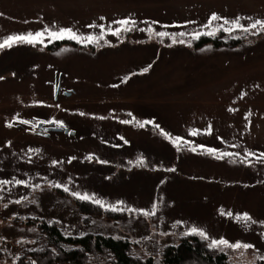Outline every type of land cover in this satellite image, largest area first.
Here are the masks:
<instances>
[{
    "label": "rangeland",
    "instance_id": "374dc122",
    "mask_svg": "<svg viewBox=\"0 0 264 264\" xmlns=\"http://www.w3.org/2000/svg\"><path fill=\"white\" fill-rule=\"evenodd\" d=\"M213 13L247 26L264 0H0V42L45 28L96 37L0 49V264L45 245L35 219L126 238L142 258L195 227L208 245H251L214 247L231 264L264 260V32L221 20L208 35ZM122 19L135 25L113 35ZM201 36L240 44L196 48ZM40 120L75 134L39 133ZM72 193L119 210L88 223Z\"/></svg>",
    "mask_w": 264,
    "mask_h": 264
},
{
    "label": "trees",
    "instance_id": "16d2710c",
    "mask_svg": "<svg viewBox=\"0 0 264 264\" xmlns=\"http://www.w3.org/2000/svg\"><path fill=\"white\" fill-rule=\"evenodd\" d=\"M66 43L68 41H57L56 45ZM238 44L240 42L233 38L224 40L221 36H201L195 41L196 48L211 45L218 49L224 45ZM75 200L80 214L86 216V222L93 215L104 213L92 201ZM107 214L116 216L111 211ZM33 223L45 237L46 243L26 250L18 264H231L224 252L210 248L206 240L197 234L181 237L177 244L166 246L160 255L156 253L152 257L142 258L134 254V244L126 238L97 233L66 235L54 222L35 219ZM256 264H264V260Z\"/></svg>",
    "mask_w": 264,
    "mask_h": 264
},
{
    "label": "snow or ice",
    "instance_id": "6c2138e0",
    "mask_svg": "<svg viewBox=\"0 0 264 264\" xmlns=\"http://www.w3.org/2000/svg\"><path fill=\"white\" fill-rule=\"evenodd\" d=\"M101 19L103 20L104 18L101 17ZM221 20L223 21V23H222V25L219 26V28H222L223 31H225V32L231 33L234 30H240V31H243L245 33L249 32L250 30H255L254 34H259V33L264 32V20H262V19H257L255 21H253L252 23H250L249 25L245 26V25L240 23V20H241L240 17H237L233 20H228L226 18H222L221 16L217 15L216 13H213L210 16L209 22L207 24V27L211 28L212 31L208 32L206 34L213 35L218 30L216 27H213V23L217 22V21H221ZM115 23L119 24L121 26V28L117 29L115 31H112L113 35H119V32L121 30L128 31L131 26L135 25V21L130 20V19H122V20L116 21ZM225 26H227V27H225ZM88 27H97V25H89ZM98 27H100L102 32L104 31V25H99ZM109 30L111 31V29H109ZM147 30L149 32L152 31L151 27H149ZM155 35H157L159 37H165L169 34L165 33V32H157V33H155ZM180 35H184V33H180ZM193 35L199 36L200 34L195 33ZM46 37L49 40L69 39V40H74L78 43L93 42L96 39V37L91 36V35H89V36L79 35L78 33L74 32L70 28H60L59 30H56V31H51L48 28H45L41 32H36V33L30 32V33L23 34V35H10L5 40H3V42H0V49L11 48L14 44H18V43H26V44H30V45H35L37 43H43ZM146 70L147 69H145V71ZM0 79H2V77H0ZM20 122L25 123V124L28 123V121H20ZM127 122L128 121H123V123H127ZM180 139L181 138L177 137L175 143H178L180 141ZM207 151L209 153H214L216 150L210 148V149H207ZM262 155H264V154H262ZM0 183H7V181H0ZM16 183L17 184H23L24 182L23 181H16ZM64 190L68 191L67 188H65ZM72 195L76 196L78 199H82V200L93 199V198L89 197L87 194L81 195L79 193H72ZM93 202L96 203L97 205L101 206V207L110 208L113 211L119 210L114 206L105 205L100 200L93 199ZM118 203H120V202H118ZM228 215L231 216L232 214L229 213ZM236 219L238 221H240V220L249 221V220H251V217L245 213L243 215H238L236 217ZM191 233L197 234L204 239H208L207 234L201 229L193 227L191 229ZM219 246L233 248V249H238L241 247L242 248L251 247V245L241 244L239 242L233 244V243H230L228 240L223 239V238L218 239V240H212L211 243L209 244L210 248L219 247Z\"/></svg>",
    "mask_w": 264,
    "mask_h": 264
},
{
    "label": "water",
    "instance_id": "95a60500",
    "mask_svg": "<svg viewBox=\"0 0 264 264\" xmlns=\"http://www.w3.org/2000/svg\"><path fill=\"white\" fill-rule=\"evenodd\" d=\"M49 125L51 127V129L49 128H46V126ZM53 123H44V122H40L38 125H37V129L41 130L42 128L45 127V129L49 132V131H52V132H62L64 131L66 134H72L74 135L75 133L73 131H69L67 128H62L61 126L59 125H56L54 127H52ZM45 136H49L48 133H45Z\"/></svg>",
    "mask_w": 264,
    "mask_h": 264
},
{
    "label": "flooded vegetation",
    "instance_id": "af4514ba",
    "mask_svg": "<svg viewBox=\"0 0 264 264\" xmlns=\"http://www.w3.org/2000/svg\"><path fill=\"white\" fill-rule=\"evenodd\" d=\"M61 90H62V87H61V85L59 84V83H55V92H56V94H59L60 92H61ZM39 122H44V121H36V123L34 122V124L33 125H35L36 127H35V129L37 128V124L39 123ZM45 123H47V122H45ZM50 123H54V122H50ZM57 125H59V126H61V127H63L61 124H57ZM63 128H65V127H63ZM49 129H51V128H49ZM36 131H37V129H36ZM45 131V128H42V130L39 132V133H42V132H44ZM38 132V131H37ZM46 132V131H45Z\"/></svg>",
    "mask_w": 264,
    "mask_h": 264
}]
</instances>
